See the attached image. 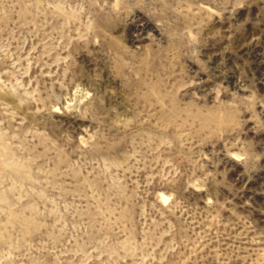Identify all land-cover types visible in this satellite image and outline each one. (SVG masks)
Instances as JSON below:
<instances>
[{
	"label": "rangeland",
	"instance_id": "1",
	"mask_svg": "<svg viewBox=\"0 0 264 264\" xmlns=\"http://www.w3.org/2000/svg\"><path fill=\"white\" fill-rule=\"evenodd\" d=\"M0 264H264V0H0Z\"/></svg>",
	"mask_w": 264,
	"mask_h": 264
}]
</instances>
